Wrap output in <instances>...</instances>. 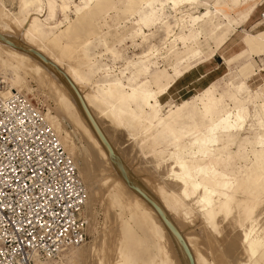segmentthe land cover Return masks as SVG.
Masks as SVG:
<instances>
[{"label": "bare ground", "instance_id": "bare-ground-1", "mask_svg": "<svg viewBox=\"0 0 264 264\" xmlns=\"http://www.w3.org/2000/svg\"><path fill=\"white\" fill-rule=\"evenodd\" d=\"M116 1L120 0H92V6L85 8L83 5L88 0H59L55 7L50 4L45 17L51 20L57 7L61 19L44 23L37 15L43 10L44 0H18L16 11L5 8L0 0V71L8 83L1 94L6 96L16 91L28 98L20 91L31 92L28 81H32L37 89L50 96L55 104V114L47 111L43 113L44 118L83 183L85 201L81 215L84 211V224L86 222L88 229L96 225L92 219L96 197L100 198L103 215L109 219L108 233L104 231L94 236L88 245L83 242L65 246L57 256L69 248H77L71 255L75 258L69 259L73 264L88 262L89 258H93L95 264H188L180 245L159 215L121 177L83 113L69 80L112 147L115 161L166 212L188 246L194 264L204 261L218 264L225 259L232 264H264V247L261 246L264 214L259 207L264 178V163L260 162L264 159L261 136L257 139L259 148L255 152V162L249 168L244 166L242 173L239 169L234 170L225 160L240 154L228 153L225 137L237 127V111L234 120L229 111H223L203 128L192 119V110L186 101H181L174 110L169 106L161 112L165 97L170 96L182 75L171 78L172 87L169 82L161 84L157 81L152 87V82L146 79L148 64L156 55L161 57L160 49L152 47L149 52L137 55L129 65L131 68L125 66L116 74L111 73L113 68L110 66L91 60L89 51L98 31L97 20L111 10ZM122 1L121 12L132 19L130 37L144 39L146 30L163 27L170 49L173 52L177 49L166 7L162 15L159 11L156 13L159 22L143 26L137 21L153 9L140 5L149 0ZM187 1L177 0L175 8L169 5L175 25L187 20L193 23L198 18L183 11L186 7L181 3ZM153 2L158 4L164 0ZM201 2L193 0L189 8H195ZM204 3L208 7L209 4ZM129 4L135 7H128ZM261 5L262 2L259 7ZM213 11L220 9L214 6ZM208 13L210 10L206 9L203 16ZM260 25L261 22L256 26L260 32L253 33L252 37L262 43L264 27ZM81 30L86 31V38L80 35ZM61 38H66L67 42ZM62 119H67L71 129L83 135L87 152L80 149L73 131L62 124ZM118 131L123 134L121 147L117 144ZM125 153L135 158L139 156V161L158 176V191L134 177L123 156ZM253 205L255 211L250 212ZM173 207L179 210L180 218L172 215ZM194 218L202 223L200 238L182 228L184 219L192 221ZM109 242L114 250V257L110 259L106 258ZM44 258V264L52 262V257ZM34 259L35 263L39 260Z\"/></svg>", "mask_w": 264, "mask_h": 264}, {"label": "rangeland", "instance_id": "rangeland-1", "mask_svg": "<svg viewBox=\"0 0 264 264\" xmlns=\"http://www.w3.org/2000/svg\"><path fill=\"white\" fill-rule=\"evenodd\" d=\"M69 1L77 2L78 0ZM201 1V4L195 8H189L191 3L188 1L181 3L186 7L183 11L191 16H198L193 23L191 20H187L175 25L174 19L171 17L172 10L169 9V5L166 7V16L177 41V49L174 52L168 45L169 39L167 40L163 27H152L150 30H146L144 39L130 37L132 19L121 12L123 1H116L114 7L97 20L98 31L89 51V57L96 63L110 66L111 69L113 68L111 73L116 74L119 69L129 66L131 61H135L137 55L149 52L152 47L160 49L159 53L162 58L158 54L148 64L146 79L152 82V87L154 88V81L161 84L169 82L172 87L174 83L171 82V78L177 74L182 75L175 82L176 85L170 96L165 97L161 112H165L169 106L174 110L175 106L181 105V101H186L192 110V119L201 128L223 111H229L232 120H234L237 109L241 108L242 127H235L225 137L228 153L240 155L229 158L225 162H228L234 170H241L242 173L244 166L249 168L255 162V152L259 148L257 139L259 136H264V128L261 127V121L264 118V50L261 43L252 37L253 33L260 32L256 26L258 23L264 22V7L259 8L262 0ZM48 2L44 0L43 10L37 15L44 23H55L61 19L57 7L54 8L51 20L47 19L45 15L50 9V4L55 7L59 0H48ZM204 2L209 4L208 7ZM3 4L10 11H16L18 0H3ZM214 6H217L220 11L214 12ZM206 9H209L210 13L203 16ZM260 11L263 12V16L259 21L251 24L250 21ZM44 29L42 32L45 31ZM80 35L84 38L87 37L86 31L83 30L80 31ZM61 40L67 42L66 38H61ZM129 68L131 67L129 66ZM0 77L7 86V80L1 71ZM28 85L32 88L31 92L27 93L25 90L20 92L41 107L44 114L47 111L55 114V104L50 96L45 91L37 89L32 81H28ZM183 111H186V108ZM61 122L67 129L72 130L67 119H62ZM110 128L115 129L114 126ZM119 133L118 131L116 134L119 138L118 145L123 140L121 138L123 134ZM80 134L78 130L73 131L78 146L82 151L87 152L86 141ZM123 156L132 168L136 179L150 187L154 186L157 191L159 190L156 185L158 176L139 161V156L135 158L129 153H125ZM260 162L264 163V159L261 158ZM99 185L104 188L103 184L99 183ZM100 202V198L96 197L92 206V219L96 225L88 229L85 222L87 237L84 245H88L94 236L104 231L108 233L110 229L109 219L103 215ZM172 211L173 216L180 218L178 209L173 207ZM82 217L84 219V211ZM188 220H183L186 222L183 223L182 228L186 232H193L199 238L202 237L201 221L196 218L192 221ZM205 245L204 242L203 246L206 248ZM76 249L69 248L57 257H52L50 264H73L69 259L75 258L71 255L76 252ZM107 257L109 259L114 257L111 242L106 249ZM211 257L212 254L209 258L211 259ZM45 259L39 260L43 262ZM94 261L93 258H89L88 262L84 261V264H93Z\"/></svg>", "mask_w": 264, "mask_h": 264}, {"label": "built area", "instance_id": "built-area-1", "mask_svg": "<svg viewBox=\"0 0 264 264\" xmlns=\"http://www.w3.org/2000/svg\"><path fill=\"white\" fill-rule=\"evenodd\" d=\"M5 86L0 77V264H36L86 241L85 192L43 109Z\"/></svg>", "mask_w": 264, "mask_h": 264}, {"label": "water", "instance_id": "water-1", "mask_svg": "<svg viewBox=\"0 0 264 264\" xmlns=\"http://www.w3.org/2000/svg\"><path fill=\"white\" fill-rule=\"evenodd\" d=\"M67 82L70 85V87L72 88L74 94L76 95L83 113L86 115L90 125L92 126V128H93L94 132L96 133V135L98 136L99 140L101 141V143L106 148L108 155L110 156V158H112L114 164L117 166V168L120 172V175L123 178V180L125 181V183L127 184V186L130 189L137 192L144 199V201H146L153 208V210L159 215L163 224L166 226V228L174 236V238L176 239V241L180 245V247L183 251V254L185 255V257L187 259L188 264H194L193 258H192V255L190 253L188 246L186 245L185 241L183 240L182 236L180 235V233L178 232V230L176 229L174 224L171 222V220L167 216L166 212L161 208V206L158 204V202L154 198H152L148 193H146L143 189H141L139 186H137L130 179V177H128L123 166L118 161H115L114 152L112 150V147L108 143L107 139L104 137V134L102 133L98 124L96 123L93 116L89 112L88 108L86 107L85 103L83 102L82 98L80 97L79 93L77 92L76 88L71 84V82L69 80Z\"/></svg>", "mask_w": 264, "mask_h": 264}, {"label": "snow or ice", "instance_id": "snow-or-ice-1", "mask_svg": "<svg viewBox=\"0 0 264 264\" xmlns=\"http://www.w3.org/2000/svg\"><path fill=\"white\" fill-rule=\"evenodd\" d=\"M189 3H192L193 0H188ZM168 5H171V7L175 8L177 6V0H164L163 3H155L153 2V0H149L148 3L144 4L142 3L140 5V7L142 8H151L153 9L152 13H149L148 15H142L141 19L139 21H137L138 25H143V26H150V23H157L159 21H157L156 19V13L157 11H159L162 15L163 9L165 7H167ZM92 6V0H88V3L84 4L83 7L88 8ZM262 7H264V0H262ZM51 7V6H50ZM128 7H135V5L129 4ZM79 11V9H78ZM135 15V13H134ZM241 19H243V17H241ZM261 27H264V22H261ZM139 34V33H138ZM261 47L264 48V34H262L261 36ZM236 120H237V124L236 126L238 127H242V120H243V116L241 115V110H237V114H236ZM20 123L22 124L23 121H20ZM261 127L264 128V118H262L261 121ZM16 139H20V137H17ZM260 147L262 149H264V136L261 137L260 139ZM181 167L183 168V165H181ZM196 187H199V185H196ZM225 187H227V185H225ZM205 191L207 192V189H205ZM255 205H253V207L251 209H249V211H255ZM259 207H260V211L262 214H264V178H262V187H261V193H260V201H259ZM247 239V237H246ZM261 246L264 247V242H261ZM251 247V246H250ZM253 255H255V251H253ZM36 264H40V261L37 259L36 260ZM74 264H84L83 261H78V262H74ZM93 264H95V262H93ZM203 264H207V261H204ZM218 264H232V262L230 260H221L218 262Z\"/></svg>", "mask_w": 264, "mask_h": 264}, {"label": "crops", "instance_id": "crops-1", "mask_svg": "<svg viewBox=\"0 0 264 264\" xmlns=\"http://www.w3.org/2000/svg\"><path fill=\"white\" fill-rule=\"evenodd\" d=\"M260 8V7H259ZM222 16V15H221ZM263 16V12H258L257 15L255 17H253V20L250 21V23H256L257 21H259V19ZM255 25V24H254Z\"/></svg>", "mask_w": 264, "mask_h": 264}]
</instances>
